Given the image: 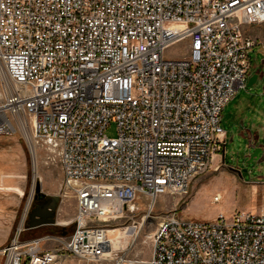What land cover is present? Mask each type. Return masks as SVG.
<instances>
[{
    "label": "built area",
    "instance_id": "1",
    "mask_svg": "<svg viewBox=\"0 0 264 264\" xmlns=\"http://www.w3.org/2000/svg\"><path fill=\"white\" fill-rule=\"evenodd\" d=\"M255 24L264 0H0V136L57 164L75 200L68 237L17 235L3 264H118L107 222L185 195L224 148ZM176 45L183 56L168 55ZM150 238L147 264H264V208L172 212Z\"/></svg>",
    "mask_w": 264,
    "mask_h": 264
},
{
    "label": "rangeland",
    "instance_id": "2",
    "mask_svg": "<svg viewBox=\"0 0 264 264\" xmlns=\"http://www.w3.org/2000/svg\"><path fill=\"white\" fill-rule=\"evenodd\" d=\"M247 33L253 42L248 51L251 66L244 86L221 114V126L226 133L224 148L211 162L209 159L205 171L191 179L185 195L160 196L148 214L146 202L138 201L131 211L125 209L119 217L107 222L108 237L119 251L118 264H147L151 233L172 212L182 218L210 221L219 212L229 215L236 209L264 208V146L257 150L258 145H264V95L259 94L257 101L252 102L254 108H248L244 114L240 113L239 105L245 90L253 87L246 86L249 76L257 75L259 70L264 73V57L258 51L264 46V25H251ZM168 55L180 57L184 53L176 45ZM105 134L114 136L113 123ZM31 152L19 134L0 136V250L17 235L20 240L46 234L66 238L73 231L75 200L69 192L65 193L58 165L46 162L40 151ZM38 194L48 198L49 204L54 203L51 210L54 223L31 224L35 220L31 212ZM217 195L220 198L216 201ZM0 264H3L1 253Z\"/></svg>",
    "mask_w": 264,
    "mask_h": 264
},
{
    "label": "crops",
    "instance_id": "3",
    "mask_svg": "<svg viewBox=\"0 0 264 264\" xmlns=\"http://www.w3.org/2000/svg\"><path fill=\"white\" fill-rule=\"evenodd\" d=\"M248 27L249 26L245 27V31L246 32L248 31ZM258 51L261 54V56L264 57V46H263V48H260V49L258 48ZM248 82H250L249 85H247ZM247 83H246L247 87L248 86H253V87L247 88L245 90V92H244L245 96L242 98V100L239 101V105H241L240 106V113L241 114H244V112L250 107L254 108V106L252 105V102L253 101H255V102L257 101V99L259 97L258 96L259 94H263L264 95V73L259 70V73L257 75L254 74L252 77L249 76V79L247 80ZM236 97H237V93L233 97V99H235ZM262 146H264V145H258L257 148L261 149L260 147H262ZM73 215H74V212H73ZM69 220H71V219H69ZM69 220L67 221V223L69 222Z\"/></svg>",
    "mask_w": 264,
    "mask_h": 264
},
{
    "label": "water",
    "instance_id": "4",
    "mask_svg": "<svg viewBox=\"0 0 264 264\" xmlns=\"http://www.w3.org/2000/svg\"><path fill=\"white\" fill-rule=\"evenodd\" d=\"M250 82L247 83V85H249ZM257 150L259 151L260 149L257 148ZM36 191H38V187L36 188ZM55 199V198H54ZM54 203H50L48 205H46L44 208H42V210L35 214V220H33L31 222L32 225L34 224H39V223H54V219L51 217L52 216V208H53Z\"/></svg>",
    "mask_w": 264,
    "mask_h": 264
},
{
    "label": "flooded vegetation",
    "instance_id": "5",
    "mask_svg": "<svg viewBox=\"0 0 264 264\" xmlns=\"http://www.w3.org/2000/svg\"><path fill=\"white\" fill-rule=\"evenodd\" d=\"M48 204H49L48 198H46L42 194L36 195V202H35V206H34L32 212H31V218L35 217V214L39 213L42 210V208H44Z\"/></svg>",
    "mask_w": 264,
    "mask_h": 264
},
{
    "label": "bare ground",
    "instance_id": "6",
    "mask_svg": "<svg viewBox=\"0 0 264 264\" xmlns=\"http://www.w3.org/2000/svg\"><path fill=\"white\" fill-rule=\"evenodd\" d=\"M31 153L33 154V151ZM209 159H210L209 157H202V160H201V169H205L206 168ZM108 231H109V229H108ZM108 231H107V234H108ZM109 240H110V243H111L112 247H114L115 245L113 244L112 238H109Z\"/></svg>",
    "mask_w": 264,
    "mask_h": 264
}]
</instances>
